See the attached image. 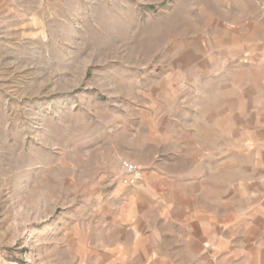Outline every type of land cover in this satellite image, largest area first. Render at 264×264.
Returning <instances> with one entry per match:
<instances>
[{
	"label": "rangeland",
	"instance_id": "obj_1",
	"mask_svg": "<svg viewBox=\"0 0 264 264\" xmlns=\"http://www.w3.org/2000/svg\"><path fill=\"white\" fill-rule=\"evenodd\" d=\"M25 1L0 22V264H235L229 230L199 236L209 206L188 244L167 213L136 246L118 227L174 172L213 196L222 183L233 217L264 151V0ZM124 160L144 171L136 188L115 178Z\"/></svg>",
	"mask_w": 264,
	"mask_h": 264
},
{
	"label": "crops",
	"instance_id": "obj_2",
	"mask_svg": "<svg viewBox=\"0 0 264 264\" xmlns=\"http://www.w3.org/2000/svg\"><path fill=\"white\" fill-rule=\"evenodd\" d=\"M28 6L29 4L25 0H0V22L9 21L10 18L14 20L17 11L24 16ZM200 150L201 146L194 149L196 152L199 151V154L191 150L190 157L201 162L202 153ZM244 169L247 173H254V176L247 182H240L238 192L233 190L232 197L236 205L234 204L231 212L233 217L228 219L229 222L223 218L225 201L222 183H216L215 195L213 196L211 193L209 195L206 189L205 179L200 180L199 190L197 191L193 190L195 180L186 177L183 179L181 174L175 172L168 175L172 178V186L169 185L170 190L164 189V191L154 193V188L157 189L162 185L150 184L143 180L144 184H142L140 191L136 192L138 194V197H136L137 199L141 197L149 200L150 205H146L144 201L140 202L141 206H139L138 214H141L142 218L134 216L124 220L122 217H118L120 220L118 228L121 231L123 240L132 239V245L136 246L139 244L138 241L145 237L155 236L157 238V234L153 233L151 227H148L147 220L150 219L148 215L157 213L161 216L167 213L169 215L167 220L171 223L168 237L179 239L188 244L192 237V214L195 211L193 207L199 205L207 208L209 206L210 212L207 209L202 211L206 218H199L198 230L201 231L199 236H203L206 239L205 242H207L209 238L208 228L215 230L217 238L222 237L225 230H229L232 240L224 245L226 248L222 252V258L230 259L235 264H264V151L261 149L260 158L253 167L248 166ZM185 176L188 175L185 174ZM118 192L121 194L122 191L115 190L113 194ZM240 199H246L247 206L245 208L240 207ZM105 214L106 212L104 216ZM160 216L158 219H160ZM118 218H113L112 223L117 222ZM92 220L98 222L97 219L89 218L90 223H92ZM204 222L206 225H202ZM103 223H105V219ZM227 225L228 227H226ZM115 229L111 227L109 233H112ZM137 252L138 250L133 249L130 253L138 254ZM205 252H207V249H205Z\"/></svg>",
	"mask_w": 264,
	"mask_h": 264
},
{
	"label": "built area",
	"instance_id": "obj_3",
	"mask_svg": "<svg viewBox=\"0 0 264 264\" xmlns=\"http://www.w3.org/2000/svg\"><path fill=\"white\" fill-rule=\"evenodd\" d=\"M115 178L123 187L136 188L143 181L144 171L138 164L124 160L121 161Z\"/></svg>",
	"mask_w": 264,
	"mask_h": 264
}]
</instances>
